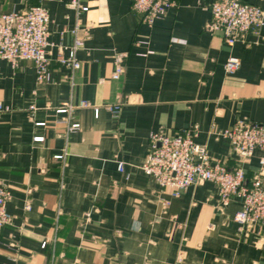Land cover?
I'll use <instances>...</instances> for the list:
<instances>
[{"label": "crops", "instance_id": "0c3cea01", "mask_svg": "<svg viewBox=\"0 0 264 264\" xmlns=\"http://www.w3.org/2000/svg\"><path fill=\"white\" fill-rule=\"evenodd\" d=\"M68 1H0V15L45 6L51 44L50 82L38 83L29 61H0V186L12 215L0 264H264V226L239 234L238 197L223 205L210 181L172 197L141 169L151 133L194 129L211 163L257 173L264 152L241 159L217 132L242 118L264 124V23L227 46L206 29L210 0H170L151 25L130 0H79L84 12ZM243 1L264 9V0ZM74 27L88 38L71 70L58 58ZM119 53L125 70L114 80ZM231 55L240 66L226 73ZM67 104L76 107L57 111Z\"/></svg>", "mask_w": 264, "mask_h": 264}, {"label": "built area", "instance_id": "2783aa9c", "mask_svg": "<svg viewBox=\"0 0 264 264\" xmlns=\"http://www.w3.org/2000/svg\"><path fill=\"white\" fill-rule=\"evenodd\" d=\"M1 1V0H0ZM79 0H69L67 5L78 12L87 10V6L79 5ZM132 8L142 15V20L151 25L156 18L163 15L170 0H130ZM210 12V20L206 29L210 32H220L224 43L232 46L243 40L250 31L258 30L264 23V9L258 5L243 0H210L204 5ZM49 13L43 5H31L20 11L4 12L0 15V61L5 60L13 67H18L21 61H29L35 70L38 83L51 81L49 63ZM79 29L74 27L71 32L75 35L69 46L68 55L59 57L58 61L76 70L80 62L76 51L83 44L86 36H79ZM127 53L115 56L114 70L111 77L118 80L124 73ZM240 66L239 58L229 56L224 63L226 73H232ZM86 101H80L77 106L86 107ZM75 105L67 104L57 109L58 112L69 111ZM114 117H118L120 104L108 105ZM7 110L0 104V111ZM97 115L98 108H94ZM79 123L73 122L68 130H76ZM228 140L231 151L239 158L250 157L254 150L264 152V124L246 118L236 120L232 126L217 132ZM194 129L173 135L162 131L149 135V145L145 159L141 164L144 174L150 176L169 195L177 197L182 190L191 185L210 181L215 184L223 205L233 197H238L240 206L234 214L238 224V232L244 238L254 226H264V157L260 158V169L251 178L246 176L242 166H226L223 162H210L207 148L204 144L194 141ZM41 136L34 137L41 141ZM62 159L63 154L54 155ZM117 169L124 171V162L118 161ZM9 192L0 186V231L12 223V215L6 209ZM164 203H168L164 201ZM29 208L28 205L25 206ZM89 214H86L88 218ZM44 244V242H43Z\"/></svg>", "mask_w": 264, "mask_h": 264}]
</instances>
